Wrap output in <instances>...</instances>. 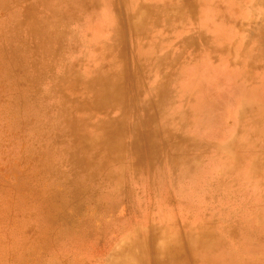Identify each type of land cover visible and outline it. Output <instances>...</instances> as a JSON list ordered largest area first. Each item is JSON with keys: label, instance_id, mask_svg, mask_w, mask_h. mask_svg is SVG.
Returning a JSON list of instances; mask_svg holds the SVG:
<instances>
[{"label": "rangeland", "instance_id": "obj_1", "mask_svg": "<svg viewBox=\"0 0 264 264\" xmlns=\"http://www.w3.org/2000/svg\"><path fill=\"white\" fill-rule=\"evenodd\" d=\"M70 1L0 0V264H124L135 252L142 253L141 247L130 246L134 236L143 238L154 228L159 248L175 234L181 241L187 236L211 245L221 236V229L233 228L239 222L258 223L255 218L264 216V78H255L263 80L260 88H253L254 111L253 104L233 96L228 86L237 83L230 75V70L235 72L230 65L246 62L241 73L253 77L264 69V0H231L235 9L232 23L229 20L226 26L231 29L229 52L220 68L224 85L216 89L218 116L209 124L211 134H205L204 129L200 135L206 137H181L180 141L173 135L163 148L164 154L176 146L182 149L178 169L196 166L202 172L197 176L200 182L194 189L178 182V194L163 178L156 196L158 222L142 170L136 173L135 179L142 177L139 184L129 175L133 149L142 147L140 140L132 141L128 133L131 119L126 116L122 121L125 131L106 129L119 156L114 160L106 158L107 142L93 140L87 127L96 123L95 114L93 121L88 120L78 130L75 126L67 128L64 118L57 114L58 104L69 107L76 91L85 87L81 80L75 90H65L72 78L86 77L71 68L69 54L83 51L82 42L81 49L72 42L85 43L93 23V19L86 22L83 11ZM112 3L125 63L121 69L137 80L141 70L133 56L126 0ZM148 3L144 2L138 14ZM91 5L97 13L100 0H93ZM177 27L185 36L192 34L188 23ZM45 32L66 45L54 58L56 45L40 44ZM40 46L41 51L37 50ZM149 82L153 83L152 76ZM136 102L139 105L138 98ZM242 104L248 105L243 112ZM137 105L132 110L137 111L133 123L141 133ZM69 111L67 108L66 115L74 120L91 116L88 111L77 116ZM205 111L204 106L199 108L197 120L206 118ZM149 114H154L153 108ZM164 119L172 122L176 116ZM157 134L155 141L161 143L162 134ZM249 240L245 246L252 248L250 253L244 254L229 239L222 253L228 256L230 247L232 252L235 248L236 255L226 258L264 264V238Z\"/></svg>", "mask_w": 264, "mask_h": 264}, {"label": "bare ground", "instance_id": "obj_2", "mask_svg": "<svg viewBox=\"0 0 264 264\" xmlns=\"http://www.w3.org/2000/svg\"><path fill=\"white\" fill-rule=\"evenodd\" d=\"M149 1L151 4L145 6L146 10L138 14L137 11L145 5L146 0H126L127 28L132 39L136 66L141 70L137 80L134 77L131 79L129 73L124 75L121 69V65L125 63L121 59L122 48L118 36L120 27L112 0H100L97 13L91 5L93 0L70 1L71 5L76 3L77 8L83 11L86 22L93 19V23L85 43L84 40L76 39L72 42L79 48L81 44L84 45L83 51L69 54L71 68H76L86 77L72 78L65 90H75L74 86L81 80L84 81L85 87L81 91H76L77 96L69 107L64 103L58 104L57 114L64 118L67 128L75 126L77 130L86 126L88 120L93 121L92 116L95 114L96 123L91 122L87 127L91 135H94L93 140L99 144L107 142L106 158L114 160H118L119 156L113 149L115 147L111 140L112 135L108 134L106 129L115 128V133L121 128L125 131L126 126H123L122 121L126 116L131 119L128 133L132 136V141L133 138L139 139L142 147L135 146L133 149L129 160L132 171L129 175L136 184L142 181V177L148 181V188L145 191L147 193L151 191L153 195V206L157 213L155 218L158 222L156 196L163 178L169 181L170 186L178 194L181 193L178 182L187 184L191 189H194L195 183L200 182L197 176L202 172L195 168L196 166L191 169L185 167L184 171L178 169L182 166L177 163V157L184 154L182 149L176 146L164 154L163 148L165 149L173 135L180 141L181 137H206L200 135L204 129V133L211 134L209 124L215 115L218 116L215 110L216 101L219 99L216 89L224 85V82H221L220 68L226 63L225 54L229 52L228 39L231 29L226 26L229 24L227 21L230 20L232 23L235 6L231 0ZM233 2L239 3V0ZM158 9L162 11L158 13ZM183 23L191 25V35L185 36L178 29L177 25ZM33 30L35 33L36 30ZM39 34L38 32L37 36ZM51 37L46 32L42 33L43 40L40 44L56 45L53 50L54 58L56 51L62 48L64 50L66 45L62 41H54ZM42 49L40 46L37 50ZM232 54L233 52H230V56ZM246 65V62L230 65L235 71L230 70V75L237 83L228 88L233 96L245 99L250 105L253 104L251 98H256L253 88L256 85L260 88L264 69L260 68L258 75L253 77L250 73H241ZM151 76L153 83L149 82ZM256 77L263 78L255 79ZM137 98L139 105L136 104ZM136 105L140 111L137 125L141 133L133 123V116L137 111L134 110L133 113L132 110ZM253 105L252 111L257 109L255 104ZM202 106L207 110L205 111L207 116L203 120H197V112ZM247 106L242 104L241 111L247 110ZM67 108L70 109L69 114L72 112L77 116L88 111L91 112V116L82 121L74 120L66 115ZM152 108L154 114L150 115L149 110ZM174 114L175 121L168 122L164 119V116ZM158 132H161L163 137L161 143L155 141L156 137L158 139ZM97 158L101 160V155L97 154ZM102 158L104 159L103 155ZM141 170L142 177L135 179L136 173ZM159 171L162 172L161 176ZM255 219L258 223L254 222L256 223L254 225L245 220L246 222L234 224V229L232 226L229 229H221L218 232L221 236L215 243L210 242L211 245L206 244L205 240H194L187 236L181 241V237L175 234L171 241L160 243L161 246L158 248V235L153 233L155 228L154 231L151 229L143 238L140 235L134 236L130 246H136L137 249L141 247L142 253L135 252L134 258L124 264H253L250 261L245 263L243 259L238 263V259L226 258L234 257L238 251L233 248L232 252L230 247L228 256H225L222 248L227 246L226 239H229L234 240L244 254L250 253L252 248L249 250L245 246L249 239L261 241L264 238V216ZM150 220L152 222L153 219ZM230 229L232 231H229ZM263 246L264 244L261 245Z\"/></svg>", "mask_w": 264, "mask_h": 264}]
</instances>
